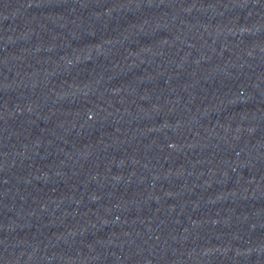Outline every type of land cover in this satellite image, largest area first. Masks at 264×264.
Listing matches in <instances>:
<instances>
[{
	"label": "water",
	"instance_id": "95a60500",
	"mask_svg": "<svg viewBox=\"0 0 264 264\" xmlns=\"http://www.w3.org/2000/svg\"><path fill=\"white\" fill-rule=\"evenodd\" d=\"M0 264H264V0H0Z\"/></svg>",
	"mask_w": 264,
	"mask_h": 264
}]
</instances>
